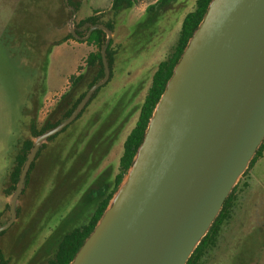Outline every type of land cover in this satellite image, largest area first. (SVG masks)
I'll return each instance as SVG.
<instances>
[{"label":"rangeland","instance_id":"rangeland-1","mask_svg":"<svg viewBox=\"0 0 264 264\" xmlns=\"http://www.w3.org/2000/svg\"><path fill=\"white\" fill-rule=\"evenodd\" d=\"M112 1L72 0L80 9L74 15L66 0H0V226L11 217L15 158L25 139L36 140L31 123L39 129L50 116L64 121L72 114L65 117L66 109L90 89L99 70L87 63L95 45L77 37L64 40L82 16L100 10L102 21L113 22L114 64L135 51L137 65H155L172 53L184 17L196 5V0H133L132 13L131 7L115 13ZM71 72L84 78L57 109L71 89ZM150 76L145 71L141 78L120 81L115 90L110 79L80 116L42 142L16 219L0 234L6 264H51L63 236L89 221L113 188L123 139L136 124ZM234 196L220 237L198 264H264V157L239 178Z\"/></svg>","mask_w":264,"mask_h":264},{"label":"water","instance_id":"water-1","mask_svg":"<svg viewBox=\"0 0 264 264\" xmlns=\"http://www.w3.org/2000/svg\"><path fill=\"white\" fill-rule=\"evenodd\" d=\"M68 1V0H66ZM76 13H74L75 15ZM72 114L34 137L10 200L17 201L42 142L74 121L110 78ZM264 141V0H211L162 93L132 166L69 264H187ZM1 264V257H0Z\"/></svg>","mask_w":264,"mask_h":264},{"label":"trees","instance_id":"trees-1","mask_svg":"<svg viewBox=\"0 0 264 264\" xmlns=\"http://www.w3.org/2000/svg\"><path fill=\"white\" fill-rule=\"evenodd\" d=\"M72 0H68L67 4L71 8V13L74 14L77 12L78 7L71 2ZM167 0H158V2L162 3ZM211 0H196L195 8L188 12L183 21L182 26L180 30V34L178 37V41L176 43V46L172 53L168 55L165 59H163L156 69V71L153 74L151 85L147 91V94L145 96V99L141 105V109L139 112L138 119L136 121L135 126L132 128L130 133L127 135L125 141H124V149L123 153L120 157L119 162V172L116 174L114 179V185L113 188L107 193L106 196H104L98 203V206L96 207L93 215L89 219V221L84 224L81 227L74 228L70 232L66 233L61 242L59 243L56 256L54 260L51 262V264H69L73 258L75 257L76 253L79 251L80 247L83 245L86 238L91 234V232L94 230L96 224L98 223L99 219L103 215L104 211L108 207L114 193L122 183L125 175L127 174L129 168L132 166L134 162V158L137 154L138 148L140 144L143 141L145 131L148 127L149 120L153 114V111L156 107L157 102L159 101L162 93L164 92L166 88V84L173 74L174 67L179 61L185 47L187 46L189 39L193 35L194 31L202 21L204 14L207 11V8L209 6V3ZM133 0H113L112 1V9L115 13L120 12L124 8H129L133 6ZM153 5H150L148 7V10L152 9ZM100 10H95L93 15H90L84 19H81L75 26V30L78 35L80 36H86L90 27L94 24L103 23L105 24L110 30H114V25L112 21H102L101 17L98 15ZM86 25L85 30H81V27ZM69 38H75V35L70 32L68 33L67 37H65L64 40H67ZM107 39V33L103 29L97 28L92 31L90 36L83 40L80 39L79 41L86 42L89 45H95L97 47L96 51H91L88 54L87 57V63L90 66L99 65V70L93 80L90 83V86L94 83H96L99 79L104 77V64L102 59V47ZM113 38L111 37L109 46L107 48V59L110 66V78H112L113 74V63H114V52H113ZM84 75H72L70 82H71V89L69 91H66L62 94L61 100L58 103V108H60L68 97L72 94V91L80 84V82L83 80ZM108 80V81H109ZM101 88V87H100ZM99 89H97L94 94L92 95L90 101H92L96 94L99 92ZM86 92V91H85ZM85 92L81 93V95L71 104L70 107L66 109L64 112V116H69L72 111L75 109L77 104L82 100V98L85 95ZM68 101V100H67ZM89 101V103H90ZM88 103V104H89ZM70 104V103H69ZM86 108V107H85ZM85 108L79 113V116L83 113ZM60 120L54 122L52 120V117L50 116L45 124L38 129L35 122L31 123L30 130L33 136H38L52 128L58 125ZM55 136H51L49 139L54 138ZM34 145V139L28 138L25 139L16 158H15V164L10 174V191L9 193L12 194L13 191L16 189L20 174L22 171V168L27 160V157ZM43 145V144H42ZM42 145L40 147H42ZM40 151V148L39 150ZM264 151V141L258 148L255 156L250 162V165L248 169L252 168L257 160L263 156ZM34 167V162L31 165V168L29 172L27 173L26 181L29 178L30 171ZM236 190V185L233 188L232 192L229 194V196L226 198L224 205L213 222L211 228L209 229L208 233L203 237L201 242L196 247L195 251L191 255V257L188 259L187 264H198L199 260L204 256V253L206 250L209 249L211 244H214L218 240V236L220 235V231L226 220L230 217L231 214V208L234 202V192ZM4 231L0 232L2 234ZM0 257H1V264H6L7 260L4 257V254L2 253L0 249Z\"/></svg>","mask_w":264,"mask_h":264},{"label":"crops","instance_id":"crops-1","mask_svg":"<svg viewBox=\"0 0 264 264\" xmlns=\"http://www.w3.org/2000/svg\"><path fill=\"white\" fill-rule=\"evenodd\" d=\"M133 7V6H132ZM131 7V9H132ZM126 9V10H125ZM125 12H128V8H125ZM130 11V10H129ZM80 12V9L77 10V13ZM131 13L133 12V9L130 11ZM135 16H137L138 18L140 17V15H136L134 14ZM90 15H85V16H82L81 19H84L86 17H88ZM133 18V17H132ZM131 18V19H132ZM135 19V18H134ZM136 21V20H134ZM130 29L127 30V35L130 34ZM118 35V29L115 30V33H114V37ZM126 39H127V36H126ZM68 40V39H67ZM114 41V39H113ZM128 42V41H127ZM113 45H114V42H113ZM136 49V52H139V48L137 49L136 47H134ZM143 49V48H142ZM142 49L140 50L142 52ZM128 54H124L123 55V58H120L119 62L117 63H113V74H112V78L110 80V83H111V86L114 87L113 89L115 90L116 88V84L120 81H128L130 80L131 78H141L143 76V74L145 73H148L149 71H151V76H150V84L147 85L146 87V93H145V96L147 94V91L151 85V82H152V77H153V74L154 72L156 71L157 67H158V64L162 61V60H159L155 65H153V63H150V62H147L146 64L143 62L142 65H137V57L138 56H135V51H127ZM124 61V62H121V61ZM115 62V60H114ZM121 62V63H120ZM137 65V66H136ZM141 66V67H139ZM152 68V69H151ZM74 72V71H73ZM73 72L70 73V76L72 74H74ZM66 83H68V78L66 80ZM109 83V84H110ZM145 99V98H144ZM141 109V108H140ZM140 112V111H139ZM135 126V125H134ZM127 137V135H126ZM125 137H124V141H125ZM264 152V151H263ZM264 157V154L262 156V158ZM220 237V235L218 236ZM255 241H258V238H255L254 239ZM211 251V250H210ZM208 253V252H207ZM206 254H204L203 257H206L205 256Z\"/></svg>","mask_w":264,"mask_h":264},{"label":"flooded vegetation","instance_id":"flooded-vegetation-1","mask_svg":"<svg viewBox=\"0 0 264 264\" xmlns=\"http://www.w3.org/2000/svg\"><path fill=\"white\" fill-rule=\"evenodd\" d=\"M44 124H45V123H44ZM61 131H62V130H61ZM59 133H60V132L54 134V136L56 137V135L59 134ZM52 136H53V135H52ZM50 137H51V136H50ZM50 137H49V138H50ZM49 138H48V140H51V139H49ZM52 139H53V138H52ZM43 146H44V144L42 145V147H43ZM42 147H40V151L42 150ZM40 151L37 152L36 157L38 156V154L40 153ZM36 157H35V159H36ZM35 159L33 160V162H34V166H35ZM33 162H32V163H33ZM31 165H32V164H31ZM30 168H31V166H30ZM33 168H34V167H33ZM33 168H32V169H33ZM29 170H30V169H29ZM31 171H32V170H31ZM31 171H30V172H31ZM28 172H29V171H28ZM29 175H30V174H29ZM206 252H209V251H205L204 254H206Z\"/></svg>","mask_w":264,"mask_h":264}]
</instances>
